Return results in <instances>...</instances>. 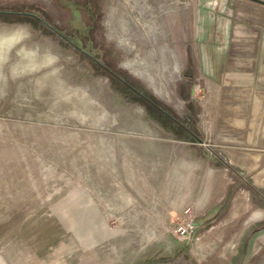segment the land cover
I'll list each match as a JSON object with an SVG mask.
<instances>
[{
    "label": "rangeland",
    "instance_id": "obj_1",
    "mask_svg": "<svg viewBox=\"0 0 264 264\" xmlns=\"http://www.w3.org/2000/svg\"><path fill=\"white\" fill-rule=\"evenodd\" d=\"M261 10L0 0V264H264V190L223 162L264 122L235 79L263 56Z\"/></svg>",
    "mask_w": 264,
    "mask_h": 264
},
{
    "label": "crops",
    "instance_id": "obj_2",
    "mask_svg": "<svg viewBox=\"0 0 264 264\" xmlns=\"http://www.w3.org/2000/svg\"><path fill=\"white\" fill-rule=\"evenodd\" d=\"M261 11L264 13V10ZM253 17H256L258 23L263 26V31L261 32L263 34L261 46L263 56L261 57L260 62L254 64L252 71L242 73L240 76L235 78L236 80L241 79L243 81L247 80L253 82L249 84V89L247 90L248 95L253 98L249 104L251 114H253L254 110L256 112L260 111V109L264 106V15L259 14ZM235 122L239 123L238 121ZM235 122H230V125L236 124ZM242 124L246 125V128L250 129L248 135L251 141L250 146L253 148L240 150L232 146V150L226 151V156H224L223 162L231 164L232 169L236 170L237 174H243L251 177L253 182L264 190V122L261 124L259 122H254V120L251 119L249 122L245 120ZM254 128L257 129L255 135L252 131ZM229 136L231 139L238 137L237 135H234V137L233 133L231 135L227 134V143H230V139H228ZM218 154L221 153L218 152ZM217 176V179L220 180L219 174H217ZM215 185L218 187L217 183ZM227 188H231L228 190L229 192L232 190L233 185H228ZM225 191L226 190L224 189V193L220 197L219 201L224 199L223 197L225 196ZM246 204V195L243 192H239L233 200L225 223H231L234 217L245 208Z\"/></svg>",
    "mask_w": 264,
    "mask_h": 264
},
{
    "label": "trees",
    "instance_id": "obj_3",
    "mask_svg": "<svg viewBox=\"0 0 264 264\" xmlns=\"http://www.w3.org/2000/svg\"><path fill=\"white\" fill-rule=\"evenodd\" d=\"M115 77H117V80L122 85V87L126 88L132 95L139 96L146 104L154 107L161 114L169 115V113L171 112V109L168 106L157 99L149 91L141 88L138 82L135 79L127 76L126 73L123 74V78H121L120 76Z\"/></svg>",
    "mask_w": 264,
    "mask_h": 264
},
{
    "label": "water",
    "instance_id": "obj_4",
    "mask_svg": "<svg viewBox=\"0 0 264 264\" xmlns=\"http://www.w3.org/2000/svg\"><path fill=\"white\" fill-rule=\"evenodd\" d=\"M259 1H261V0H259ZM263 2V1H262Z\"/></svg>",
    "mask_w": 264,
    "mask_h": 264
}]
</instances>
